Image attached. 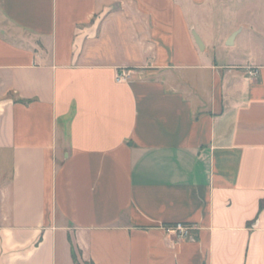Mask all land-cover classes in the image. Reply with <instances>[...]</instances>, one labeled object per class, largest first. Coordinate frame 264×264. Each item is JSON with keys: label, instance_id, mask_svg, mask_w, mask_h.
<instances>
[{"label": "crops", "instance_id": "0c3cea01", "mask_svg": "<svg viewBox=\"0 0 264 264\" xmlns=\"http://www.w3.org/2000/svg\"><path fill=\"white\" fill-rule=\"evenodd\" d=\"M217 1L0 0V264H264V0L241 60Z\"/></svg>", "mask_w": 264, "mask_h": 264}, {"label": "rangeland", "instance_id": "374dc122", "mask_svg": "<svg viewBox=\"0 0 264 264\" xmlns=\"http://www.w3.org/2000/svg\"><path fill=\"white\" fill-rule=\"evenodd\" d=\"M244 1L245 0L217 1L218 8H221V10H218L220 23L217 24L218 27L216 31L210 32L209 38L210 40L221 41L219 47L217 48V55L220 56L219 59L241 60L246 55V51L244 50L245 44H243L246 43V41L243 39L241 34L238 38V44L235 47L225 46L223 43L227 32L231 27L234 26V28H239L241 26V20L243 19L244 14L240 10L242 6L241 3H244Z\"/></svg>", "mask_w": 264, "mask_h": 264}, {"label": "built area", "instance_id": "2783aa9c", "mask_svg": "<svg viewBox=\"0 0 264 264\" xmlns=\"http://www.w3.org/2000/svg\"><path fill=\"white\" fill-rule=\"evenodd\" d=\"M130 78V73L128 71H122L118 73L117 80L120 82H125ZM164 230L169 235H174L178 239H188L191 237V231L197 228L194 223H173L164 224Z\"/></svg>", "mask_w": 264, "mask_h": 264}, {"label": "water", "instance_id": "95a60500", "mask_svg": "<svg viewBox=\"0 0 264 264\" xmlns=\"http://www.w3.org/2000/svg\"><path fill=\"white\" fill-rule=\"evenodd\" d=\"M195 38H196V41H197L200 49L203 50L204 49V43L202 42V39L200 38V36L197 33H195ZM229 42L230 43L232 42V38L229 40Z\"/></svg>", "mask_w": 264, "mask_h": 264}, {"label": "trees", "instance_id": "16d2710c", "mask_svg": "<svg viewBox=\"0 0 264 264\" xmlns=\"http://www.w3.org/2000/svg\"><path fill=\"white\" fill-rule=\"evenodd\" d=\"M263 205V204H262Z\"/></svg>", "mask_w": 264, "mask_h": 264}]
</instances>
